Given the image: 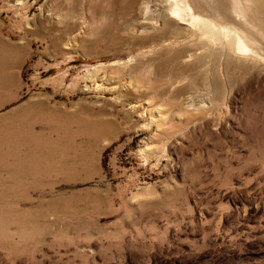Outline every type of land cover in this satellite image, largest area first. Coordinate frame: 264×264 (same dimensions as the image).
<instances>
[{"label":"rangeland","instance_id":"1","mask_svg":"<svg viewBox=\"0 0 264 264\" xmlns=\"http://www.w3.org/2000/svg\"><path fill=\"white\" fill-rule=\"evenodd\" d=\"M162 18L157 0H0L19 46L0 136L15 121L27 160L0 264H264V63Z\"/></svg>","mask_w":264,"mask_h":264},{"label":"bare ground","instance_id":"2","mask_svg":"<svg viewBox=\"0 0 264 264\" xmlns=\"http://www.w3.org/2000/svg\"><path fill=\"white\" fill-rule=\"evenodd\" d=\"M157 2L161 7L164 24L175 19L179 26L188 30L206 31L217 41L227 42L234 57L264 63V42H262L263 45L259 42V39L264 41V0H157ZM228 11L230 17L240 20V28L223 17ZM18 59L19 46L15 47L0 37V73H5L0 75V83H5L7 87L14 88L17 85V75L7 70L15 67ZM9 101L4 100L0 104L5 105ZM47 104V101H41L38 108L43 111ZM48 112L47 124L49 123L48 126L52 128L51 107ZM22 121L24 127L29 123L28 119ZM8 126H11V130L6 135L0 136V161H4L3 164L0 162V171L9 172L8 177H2L0 173V188H2L0 202L2 200L7 202L11 195L17 193L12 186H27L24 172L25 168L27 169V160H24L26 159L25 151L22 152L25 148H19V146H25V140L23 136L15 134L17 129L20 130V126H15V121ZM6 144L10 146L7 153L3 151ZM14 155L20 156L15 169L9 164L10 158ZM62 164L66 167L67 161H63ZM58 166L60 169L63 168L61 165ZM13 210L18 211V208L13 207ZM7 211L9 209H0V226L11 228L10 223H2Z\"/></svg>","mask_w":264,"mask_h":264}]
</instances>
